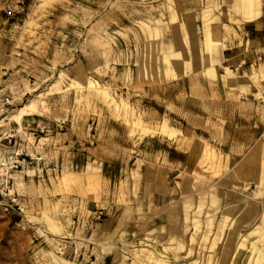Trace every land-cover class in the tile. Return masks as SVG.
Segmentation results:
<instances>
[{
  "label": "rangeland",
  "instance_id": "rangeland-1",
  "mask_svg": "<svg viewBox=\"0 0 264 264\" xmlns=\"http://www.w3.org/2000/svg\"><path fill=\"white\" fill-rule=\"evenodd\" d=\"M161 1L0 0V264H61L54 257L60 255L57 244L67 251L64 259L77 264H132L133 242L145 234L146 250L155 253L170 236L183 243L177 260L170 250L163 255L169 264H207L210 243L202 241L207 229L201 222L189 241L193 219L183 225V196L193 218L199 197H207L208 186L215 185V222L222 203L242 196L240 188H256L254 178L264 163V102L192 71L150 70V61L141 60L148 40L138 34V20L160 18L151 7ZM179 1L174 7L180 18L187 20L188 13L199 25L200 6ZM222 20L238 35L226 28L216 35L226 43L237 41L251 59L223 63L258 74L264 69V43L249 27L259 24L239 29L225 15ZM162 32L160 40L168 41V24H162ZM196 36L203 38L201 30ZM90 39L108 47L107 66L97 64L102 47L90 45ZM249 39L254 43L245 44ZM141 61L145 75L136 74ZM60 68L67 79L94 78L108 97L85 87L68 90L65 83L63 90L48 91ZM40 92L45 109L25 117L21 127L6 117ZM138 119L143 126L133 127ZM164 120L190 136V143L162 132ZM201 145L213 151L219 165L215 173L207 162L199 163ZM204 203L203 210L212 207ZM239 209L228 219H235ZM44 215L60 226L58 233L46 227Z\"/></svg>",
  "mask_w": 264,
  "mask_h": 264
},
{
  "label": "bare ground",
  "instance_id": "bare-ground-1",
  "mask_svg": "<svg viewBox=\"0 0 264 264\" xmlns=\"http://www.w3.org/2000/svg\"><path fill=\"white\" fill-rule=\"evenodd\" d=\"M176 3L180 4V1L163 0L158 2L151 8L158 9L160 18L149 17L138 20L137 32L138 34L140 32L144 33L146 40H148L143 46L147 49L148 53H146V55L141 53V60L150 61V66L148 65L150 70L158 71L164 68L166 72H177L179 74L185 71H192L213 82H221L231 88H236L247 95L253 96L256 100L264 102V95H262L264 87L260 84L259 78V74L264 78V69H261L257 74L255 71L250 73L246 71L238 72L231 69L228 65H225L223 63L222 52L226 49L227 45L222 38L216 35V32L220 31L222 28H226L232 34L238 35L236 30L233 28L230 29L222 20L223 15H225L228 20H234L239 29L245 24L258 23L264 18V0H184L185 4L192 3L200 6L199 18L201 23L199 25L191 21V15L188 13L186 14L187 20H182L174 7ZM222 4L226 6L225 9ZM163 15L166 17L165 20L161 18ZM194 18L195 16L193 19ZM162 24H168L171 29V38L168 41L160 40V37H163ZM197 30H201L202 32L203 38L201 40H198L196 36ZM88 42L90 45L92 43L95 48L102 47L100 50L101 52L98 53V55L102 57V60L97 62V64L103 63L104 66H107L109 56L108 47L101 46L95 39H90ZM252 42L254 43V41L249 39L245 44ZM145 71L146 64L141 61L136 67V74L145 75ZM81 80L82 82L74 79H67L64 70L60 68L57 70V76L51 80L47 90H63L62 84L65 83L64 87L68 90L73 88L76 91H81L85 87L101 92L104 99L108 97L106 87L98 84L94 78L84 75L81 77ZM24 89L27 93L32 92L31 87L26 84ZM65 93L66 92H63L62 96L65 95ZM43 95L44 92H40L38 95L32 96L20 106L9 111L6 117L16 122L18 126L21 127L22 120L25 117L40 113V108L45 109ZM17 97H21V95ZM79 97L83 98V94L79 93ZM110 101L113 102L112 99H110ZM260 115L261 121L264 123V105L260 107ZM141 125V120L138 119L137 121H133V127ZM160 127L162 132L170 136H175L178 143L183 145H188L190 143V136L183 133L180 134L171 127H168L165 120ZM198 151L199 163L203 164L207 162L206 164L210 166L209 168L212 169V173H215L219 165L214 159L213 151L209 147L203 145L200 146ZM6 169L7 165L3 163L1 170L5 171ZM254 179L256 181L255 189L248 192L242 187L240 188L242 189L241 197L238 199L236 198V200L234 197L233 199L229 198L232 200H227L225 203H222L221 218L215 222L213 220L217 207H215V205L219 201V197L215 193V189H217L215 185L211 184L208 186L207 191H209V194L207 197L204 193L199 197L198 205L193 207V218L189 216V211L187 210L191 207L188 197L183 196L182 205H184V210L180 213L183 225H187L189 221L193 219L189 241L193 242L195 240L201 222L207 229V232L202 235V241L208 240L210 243L207 264L210 263L211 259L216 261L215 264H264V163H262V167H260L258 175ZM158 184H160V182H158ZM157 188L159 190V187ZM206 200L212 204V207L203 210V205ZM238 207H240V214L235 216V219H228L229 212ZM201 212L204 214L202 219L199 218ZM255 216H258L257 220L251 223V219ZM28 217L30 218V216ZM43 219L46 227L50 231L54 233L59 232L60 226L53 223L47 215H44ZM240 222L244 227L237 229L236 226ZM187 228L188 227H186V229ZM145 235L144 238L140 237L139 240L133 242L137 248L133 250L134 260L132 264H169L163 255L168 254L170 250L173 258L177 260L179 255L177 256L176 251L184 248L183 243L179 239L170 236L167 240L169 243L163 246L160 252H151L148 249L146 250L144 245V240L147 238L148 234ZM142 239L144 242H142ZM52 240L57 244L58 241L51 239L50 242H52ZM57 245H55V248L60 255L54 256L53 252L51 253L56 260L58 259L61 264H77L74 261L70 262L64 259L63 256L67 251H62V248ZM103 250H107V247H104ZM190 252L191 249H186V253L189 254Z\"/></svg>",
  "mask_w": 264,
  "mask_h": 264
},
{
  "label": "crops",
  "instance_id": "crops-1",
  "mask_svg": "<svg viewBox=\"0 0 264 264\" xmlns=\"http://www.w3.org/2000/svg\"><path fill=\"white\" fill-rule=\"evenodd\" d=\"M259 26L256 24L254 26L249 27L250 30H252L251 33H253L256 37V39L259 40V42L264 43V18H262L258 22ZM227 49H224L222 52L224 61L230 62V65H237L238 61L241 60L243 57L250 61V56L245 55L243 46L240 45L237 41H234V43H226Z\"/></svg>",
  "mask_w": 264,
  "mask_h": 264
},
{
  "label": "built area",
  "instance_id": "built-area-1",
  "mask_svg": "<svg viewBox=\"0 0 264 264\" xmlns=\"http://www.w3.org/2000/svg\"><path fill=\"white\" fill-rule=\"evenodd\" d=\"M259 59H260V57H259ZM240 64H245V61H244V60H242V61L240 62Z\"/></svg>",
  "mask_w": 264,
  "mask_h": 264
}]
</instances>
